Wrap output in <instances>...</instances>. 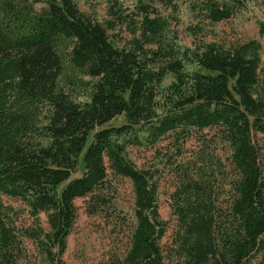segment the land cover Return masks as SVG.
<instances>
[{
    "label": "trees",
    "instance_id": "1",
    "mask_svg": "<svg viewBox=\"0 0 264 264\" xmlns=\"http://www.w3.org/2000/svg\"><path fill=\"white\" fill-rule=\"evenodd\" d=\"M138 7L133 20L112 3L100 22L75 0H0V196L22 202L31 217L17 226V210L0 198V264L28 262L25 239L38 264H65L77 198H86L87 215L105 213L112 227H129L126 248L109 264H264L260 44L182 47L165 17ZM190 10L214 23L234 6L195 0ZM121 24L129 36L117 46L108 31ZM187 30L195 37L200 27ZM63 81L87 99L76 101ZM119 115L122 123L106 125ZM165 136L171 148L160 156L173 176L175 221L166 252L156 170L127 155L129 145L152 148ZM192 136L196 145L185 150ZM221 147L225 158L215 154ZM116 177L131 186V223L113 206L109 179Z\"/></svg>",
    "mask_w": 264,
    "mask_h": 264
},
{
    "label": "rangeland",
    "instance_id": "2",
    "mask_svg": "<svg viewBox=\"0 0 264 264\" xmlns=\"http://www.w3.org/2000/svg\"><path fill=\"white\" fill-rule=\"evenodd\" d=\"M195 0H75L78 8L89 17L102 22L108 18L107 7L114 4L119 7L122 14L128 15L127 18H137V8L139 4L145 3L154 14L165 17L170 28L174 30L178 44L182 47L192 48L195 43L213 42L223 47H228L236 43L248 40H256L260 44V57L264 59V32L260 30L264 26V7L260 0H224L229 1L234 6V11L230 17L214 23L201 20L192 14L190 4ZM171 4V5H170ZM44 4L34 3L35 9L43 7ZM196 25L200 27V32L193 37L187 28ZM109 37L114 44L120 46L128 38L126 27L121 24L115 29L108 31ZM192 65L187 64L188 70ZM172 79L167 75L162 82L165 86ZM64 87L72 93L76 101L86 100L87 97L79 91L78 85H71L63 81ZM123 122L121 115L110 120L106 125H118ZM260 136L261 135L259 134ZM264 147V141H262ZM196 145L194 137L187 138L184 142V149L190 150ZM171 148L170 136H165L154 147L133 146L127 147L129 159L139 168L156 170L157 182V212L159 218L165 222V232L159 240V244L165 252L171 246V238L174 231L175 221L170 214L169 194L173 188V176L170 166L165 161L162 152H169ZM219 158H225L226 150L221 147L215 150ZM77 170L72 176L79 175ZM109 190L113 195V206L120 209L122 216H126L128 222H132L131 205L132 192L131 186L126 178L116 177L109 179ZM1 201L5 205H10L18 212L16 225L19 227L28 226L31 217L26 206L17 199L1 195ZM86 198L74 200L75 220L73 226L66 237V248L62 255L65 264H109V256L114 252H121L127 246L128 225L119 223L112 227L113 220L105 219V213L97 215H87L84 209ZM41 225L46 228L44 213L38 214ZM25 245L29 254V261L25 264H38L37 254L30 240L25 239Z\"/></svg>",
    "mask_w": 264,
    "mask_h": 264
}]
</instances>
